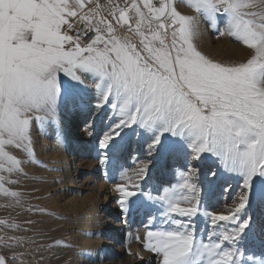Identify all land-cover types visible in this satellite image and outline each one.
Returning <instances> with one entry per match:
<instances>
[{"label":"snow or ice","instance_id":"1","mask_svg":"<svg viewBox=\"0 0 264 264\" xmlns=\"http://www.w3.org/2000/svg\"><path fill=\"white\" fill-rule=\"evenodd\" d=\"M188 4L196 15L179 10L183 0H0V195L22 204V194L5 187L23 173L10 149L40 163L33 126L59 125L58 109L92 94L91 81L95 108L107 105L118 117L99 141L100 163L130 147L127 138L139 142L141 157L115 186L117 203L123 213L138 204L158 221L146 226L144 242L158 264H264V239L257 240L264 237V0ZM202 19L248 56L222 60L201 48ZM75 106L87 122L89 105ZM169 171L175 183L161 179ZM225 175L238 178L241 191L223 210H210L201 177L211 178V197ZM153 177L155 192H144L139 181ZM0 226L20 228L6 219ZM27 242L0 235V264H24L23 252L8 253ZM249 246L259 252L248 255Z\"/></svg>","mask_w":264,"mask_h":264},{"label":"bare ground","instance_id":"2","mask_svg":"<svg viewBox=\"0 0 264 264\" xmlns=\"http://www.w3.org/2000/svg\"><path fill=\"white\" fill-rule=\"evenodd\" d=\"M203 21L205 24L208 22ZM87 83L89 92L92 94L77 97L75 104L61 105L58 109L59 125L46 120L43 124L36 123L33 126L32 149L40 163L30 162L27 154L23 152L21 156L24 159V167L31 175L42 178L45 188L54 192L56 196V199L53 198L51 201L60 212L58 216L63 221V234L68 243L77 247L71 264H149V262L158 264L157 259H154L155 255L146 251L145 246L142 245L146 226L151 227L155 222L144 209L137 214H133L132 211L123 213L117 203L120 194L115 186L125 183L120 179V175L124 170L129 169L126 168L125 163L115 169V166L109 169V163L104 165V170L97 171L100 160L95 159L93 153H90V149L86 147L90 142L94 145L98 139L95 137L100 134L103 137V134L108 131L104 128L98 133L101 129L96 127L98 121L103 119L105 112L110 110L106 124L111 123L110 120L115 115L114 110L107 105L101 109L95 108L94 90L91 88V81ZM81 101L89 105V111L92 114L87 122L75 106ZM58 132L63 137V144L58 143ZM127 139L129 141L130 137ZM137 151H140L139 142L135 145L134 152ZM72 164L76 165L74 170L70 168ZM81 170L84 172L79 173ZM128 174L134 177L132 171ZM77 177L78 183H76ZM152 182L156 184L155 179ZM201 187L205 195L208 192V186ZM217 189L218 187L215 186V190ZM102 194L104 198H101ZM205 196L207 202L204 206L212 203L215 195ZM226 227L230 228L232 225H226ZM137 236L140 237L139 240L136 239ZM106 252H108L107 255Z\"/></svg>","mask_w":264,"mask_h":264},{"label":"rangeland","instance_id":"3","mask_svg":"<svg viewBox=\"0 0 264 264\" xmlns=\"http://www.w3.org/2000/svg\"><path fill=\"white\" fill-rule=\"evenodd\" d=\"M184 14L188 15H196V12L193 8H191L188 4V0H183V6L179 9ZM202 36L200 39V47L203 48L206 52L214 55L218 59L222 60H243L248 56V53L251 50L246 49L244 46L238 44L232 37L223 36L218 37L217 33L210 27V23H204L203 19L200 21ZM224 25L220 24L221 30ZM121 35H131L128 33L121 32ZM62 81L65 83H71L67 77L61 76ZM110 110L105 112L103 119L98 121L96 127H99L101 130L98 132H102V130L108 129L109 125L112 124L115 120L118 119L117 116L113 115L110 120L111 123L107 122L108 114ZM115 114V113H114ZM92 115V114H91ZM108 127V128H107ZM128 130V129H127ZM102 137V134L98 135L96 138V143L94 145L92 142L88 143L86 146L90 153L94 158L101 159L102 154L105 150H101L99 148V141ZM130 147H128L124 153L117 155L109 164L108 168L119 167L120 164L126 165L127 169H131L134 167V163H132L137 158L141 157V152L135 151V145L138 142L137 138L130 137L128 141ZM11 154L15 155L17 159L24 161L23 152L18 149H10ZM22 155V156H21ZM101 155V156H100ZM137 156V157H136ZM22 157V159H21ZM78 158V156H77ZM77 163L79 162L78 159ZM133 160V161H132ZM132 161V162H131ZM132 163V164H131ZM114 164V165H113ZM98 169L104 170V165L100 162L97 164ZM124 167V165H121ZM208 166H213V161L209 160L207 162V166H205L204 170L207 169ZM76 165H71L70 168L74 170ZM93 165L91 166V168ZM123 167L121 168L123 170ZM90 168V169H91ZM109 168V169H110ZM120 169V170H121ZM133 169V168H132ZM80 170V169H79ZM106 170V169H105ZM119 170V171H120ZM178 171V170H177ZM84 170H81L79 173H83ZM131 174V173H130ZM4 175H8L4 173ZM115 175V174H113ZM165 181L171 180L175 183L178 179V175H174L172 171H169L166 175L161 177ZM9 179L15 180L16 183H5V187L9 188L13 191H18L22 194V204L17 206L15 202L9 198L0 195V219H6L9 222H15L20 225L18 230L4 228L0 226V235H17L23 236L29 242L24 243L22 247H19L15 252L9 251L8 258L11 259L12 255H18L20 252H23L24 255L21 257L24 264H71L74 260V255L76 254L77 247L74 244L68 243L66 241L65 235L62 231V220L58 216L60 212L54 207L51 199L55 198L54 192L47 190L45 188V183L42 181V178L39 179L34 175H31L26 168L24 167L23 162V173H14L9 176ZM76 183L79 182V178ZM155 179V183L152 180ZM150 181H139L141 184V189L144 192L152 191L155 192V188L158 186V180L156 177H153ZM211 179L208 177H201V186L207 188L208 180ZM75 183V184H76ZM151 183V184H150ZM205 185V186H204ZM225 185L230 186V190L228 192H224L223 188ZM168 186V185H166ZM217 190H215V196L212 203L207 204L205 207L210 208V210L220 211L223 210L226 204L230 205L231 200L234 199L241 191L240 181L238 178L233 176H222L220 181H218ZM152 187V188H151ZM150 188V189H149ZM104 195H101V198ZM203 203L207 202L206 196L202 193ZM56 199V198H55ZM133 200H142L143 198L139 195L137 197L131 198ZM138 204L133 205V214H137L139 211H142ZM146 212V211H145ZM153 216H158L159 214L153 210ZM31 221V223H29ZM154 224H158V221H154ZM226 223V222H221ZM144 225V223H143ZM142 225V226H143ZM199 228L203 230L205 228L204 220L201 217V223L198 225ZM27 229L28 231H24ZM140 230V229H139ZM264 239L261 236H257V240ZM31 241H35L32 243ZM145 239L142 241V245H144ZM243 247V246H242ZM258 248V247H257ZM247 254L251 255L253 251L256 249L247 247ZM0 252H3V248L0 247ZM259 252V248L256 251ZM66 254V255H65ZM108 252H106V255ZM154 259H157L156 257ZM257 261H259L260 257L257 255ZM100 263V262H98ZM19 264V262H17Z\"/></svg>","mask_w":264,"mask_h":264},{"label":"built area","instance_id":"4","mask_svg":"<svg viewBox=\"0 0 264 264\" xmlns=\"http://www.w3.org/2000/svg\"><path fill=\"white\" fill-rule=\"evenodd\" d=\"M99 2L101 4H107L108 3V0H99ZM119 3L123 4L124 3V0H118Z\"/></svg>","mask_w":264,"mask_h":264}]
</instances>
